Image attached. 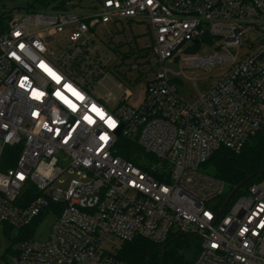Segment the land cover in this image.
Masks as SVG:
<instances>
[{
	"label": "built area",
	"instance_id": "1",
	"mask_svg": "<svg viewBox=\"0 0 264 264\" xmlns=\"http://www.w3.org/2000/svg\"><path fill=\"white\" fill-rule=\"evenodd\" d=\"M98 2L91 12L0 14V238L5 225L53 218L45 240L17 244L13 264H125L109 237L163 244L173 234L199 237L192 264H264L263 182L220 213L224 185L201 170L264 128V0ZM121 20L147 23L160 66L133 106L122 102L129 89L113 105L91 93L102 71L87 34ZM57 35L70 47L56 57L47 40ZM205 38L215 54H187ZM167 60L224 69L187 103L173 81L183 71L164 68ZM120 137L155 162L141 169L119 157ZM66 173L67 189H53Z\"/></svg>",
	"mask_w": 264,
	"mask_h": 264
},
{
	"label": "rangeland",
	"instance_id": "2",
	"mask_svg": "<svg viewBox=\"0 0 264 264\" xmlns=\"http://www.w3.org/2000/svg\"><path fill=\"white\" fill-rule=\"evenodd\" d=\"M29 0H0V14L9 13L14 10L31 12ZM99 4L98 0H67L63 8L56 6L38 8L37 10L69 11V12H91L94 6ZM36 10V11H37ZM35 11V10H34ZM90 39L88 46L90 50L96 49L97 53H90V60L97 62L101 67V76L98 82L92 84V95L98 99H105L108 105H113L115 99L123 97V90L129 89L132 96L122 100L127 106H133L140 102L144 95L146 83L150 81L160 66L152 65L153 57L149 46L151 45V36L146 22L139 20H121L116 24H108L105 27H96L93 33H88ZM48 47L53 56H58L60 51L68 49L70 46L63 35L50 36L48 38ZM211 40L205 38L201 40V45H189L187 54L208 55L217 52L216 46L211 45ZM185 46L182 47V51ZM73 55H77L75 49L70 50ZM136 64L137 69H131V65ZM164 68L178 72L182 69V74L174 77V83L177 85L178 95L187 103H193L197 97V91H203L212 86L220 77L224 69L222 66L213 68L210 72H204L196 68H188L185 63L178 60H167ZM97 69L95 72L97 74ZM194 80V82H193ZM74 176L66 173L58 178L53 184V189L64 192L68 183ZM264 184V178L262 179ZM53 218L45 217L32 229L34 239L45 240L48 236ZM0 238V264H13L14 255L8 251L10 244L5 233ZM19 243V242H18ZM11 247L15 251L17 244ZM117 244L116 239L109 237L107 244ZM198 254V248H197ZM192 259V258H191Z\"/></svg>",
	"mask_w": 264,
	"mask_h": 264
},
{
	"label": "trees",
	"instance_id": "3",
	"mask_svg": "<svg viewBox=\"0 0 264 264\" xmlns=\"http://www.w3.org/2000/svg\"><path fill=\"white\" fill-rule=\"evenodd\" d=\"M29 8L36 11L38 8L54 5L56 8H63L67 0H29ZM72 67L78 72L80 61L72 63ZM101 75H92L90 81L97 82ZM117 155L129 161L141 169H146L145 163L155 162L153 157L147 156L142 149L132 140L120 137L118 141ZM13 164H10V166ZM264 169V128L250 137L239 153H233L228 149L221 148L215 151L211 157L202 165L201 170L218 180L224 185V192L220 197L223 203L229 193L246 178L251 179L246 183L242 190L236 193L234 198L245 194L249 187L254 183L263 182L264 175L259 176V172ZM37 195L34 194V196ZM61 208V205H57ZM42 220L41 217L34 220L30 225L13 229L4 226V233L9 240L8 249L14 256L16 251L11 247L18 242L30 239L33 236L32 229ZM169 243L165 253L162 247ZM199 242L189 235L173 234L163 244H156L151 241L137 238L130 242H124L117 250V257L125 264H192L197 256ZM192 258V259H191Z\"/></svg>",
	"mask_w": 264,
	"mask_h": 264
},
{
	"label": "water",
	"instance_id": "4",
	"mask_svg": "<svg viewBox=\"0 0 264 264\" xmlns=\"http://www.w3.org/2000/svg\"><path fill=\"white\" fill-rule=\"evenodd\" d=\"M198 41H195L194 43H197ZM264 175V169L261 170L259 172V176H262ZM251 179V176L246 178L243 182H241L239 185H237L230 193L229 195L227 196V198L225 199L222 207H221V210H220V213H223L225 211V209L227 208L228 204L230 203L231 199L236 195L237 192H239L240 190L243 189V187L246 185V183ZM196 239L199 240V237L196 236L195 237ZM169 243H166L163 247H162V251H163V254L165 253V250L167 248Z\"/></svg>",
	"mask_w": 264,
	"mask_h": 264
}]
</instances>
